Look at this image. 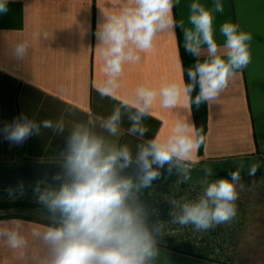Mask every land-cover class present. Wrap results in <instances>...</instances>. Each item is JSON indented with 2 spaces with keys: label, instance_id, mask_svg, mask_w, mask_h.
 <instances>
[{
  "label": "clouds",
  "instance_id": "obj_1",
  "mask_svg": "<svg viewBox=\"0 0 264 264\" xmlns=\"http://www.w3.org/2000/svg\"><path fill=\"white\" fill-rule=\"evenodd\" d=\"M180 2L122 0L118 10L102 9L95 36L105 78L97 91L101 98L118 100L110 115L66 127L63 119L37 122L22 113L0 128L12 145H22L42 129L65 140L57 166L49 171L52 166L41 161L43 175L33 186L35 201L46 210L49 221L43 230L31 233L46 250L41 264H156L164 223L150 219L153 210L142 194L161 179L162 170L174 173L178 184L189 183L206 136L203 128L187 117L177 119L166 138L144 139L149 131L144 120L157 103L169 110L183 105L189 113L192 105L210 104L251 61L248 42L253 37L238 23L223 22L219 26L222 42L217 39L215 14L223 13L222 0H214L211 7L192 0L187 26L174 13ZM8 3L0 0V14L7 13ZM178 27L184 51L195 58L186 69L187 82L183 62L178 59V81H166L159 87L141 84L131 98L119 99L124 65L141 62L142 54L153 48L159 34L175 37ZM41 36L47 38V31L35 33L33 39ZM30 46L28 40L17 42L15 57L23 60ZM125 117L130 123L128 135L139 140L135 145L120 142ZM260 167V162L250 164L248 175L255 176ZM244 168L241 162L229 172L230 178L210 179L214 170L205 165L200 194L171 200L170 223L192 226L198 232L230 223L237 215L235 202L238 189L243 188ZM22 187V183L18 185ZM0 243L13 252L29 246L19 226L8 221H0Z\"/></svg>",
  "mask_w": 264,
  "mask_h": 264
},
{
  "label": "crops",
  "instance_id": "obj_2",
  "mask_svg": "<svg viewBox=\"0 0 264 264\" xmlns=\"http://www.w3.org/2000/svg\"><path fill=\"white\" fill-rule=\"evenodd\" d=\"M122 0H9L8 11L0 14V128L20 114L54 121L63 119L66 127L107 117L118 100L101 98L97 89L104 80L95 36L102 22V9L118 10ZM181 0L174 9L176 18L187 26L188 6ZM223 13L215 14L217 39L219 26L225 21L238 23L251 33V61L237 72L217 100L206 105V141L194 165H222L264 159V0H222ZM211 7L214 0H201ZM47 31V38L33 39L35 33ZM31 44L27 56L14 55L17 42ZM183 46L181 29L176 36L159 34L153 48L142 54L139 63H126L120 78L119 99L131 98L141 84L159 87L166 81H178L180 59L178 45ZM195 58L193 57V63ZM185 78V77H184ZM194 122L192 109L183 105L163 109L155 104L144 123L149 128L144 139L159 135L166 138L177 119ZM130 123L125 117L120 142L133 145L137 137L129 136ZM65 147L63 136L42 129L22 145H12L0 134V167L56 163ZM233 171V170H230ZM248 171V170H242ZM241 175H248L242 173ZM264 177V169L255 176ZM249 176V175H248ZM253 177V176H251ZM237 215L228 224L218 225L225 240V263L191 257L159 247L156 264H264V182L243 183L238 189ZM28 210H0V221L19 226L29 241L27 249L10 251L0 243V264H41L46 250L31 236L47 224L29 216Z\"/></svg>",
  "mask_w": 264,
  "mask_h": 264
},
{
  "label": "built area",
  "instance_id": "obj_3",
  "mask_svg": "<svg viewBox=\"0 0 264 264\" xmlns=\"http://www.w3.org/2000/svg\"><path fill=\"white\" fill-rule=\"evenodd\" d=\"M14 188L10 190L0 187V206L26 205L41 207L34 198L33 188ZM201 189L192 184H178L176 180H164L159 185H154L144 193L146 204L153 210L151 220L164 223L163 236L160 238L159 247L174 249L179 253L208 261L225 263V240L216 226L206 232H198L192 226L180 227L170 223L172 217L170 204L172 199L186 197L193 199L198 196ZM22 193V194H21Z\"/></svg>",
  "mask_w": 264,
  "mask_h": 264
},
{
  "label": "rangeland",
  "instance_id": "obj_4",
  "mask_svg": "<svg viewBox=\"0 0 264 264\" xmlns=\"http://www.w3.org/2000/svg\"><path fill=\"white\" fill-rule=\"evenodd\" d=\"M255 162H260V164H261L260 169H264V159H261V160L243 161L242 163L245 165V168L243 170H248V166L250 164H252V163H255ZM239 163H241V162L226 163V164H222V165H212V166L207 165V166L211 167L214 170V175L210 179H215V178H220V177L230 178L228 176V173L230 172V170H235ZM204 166L205 165H203L201 167L199 166L198 167L199 169H196V170L193 169L192 170V179H191V181L189 183H187V184H192V185L198 187L199 189H201V191H202V187H201V184H200V180L204 176V173H203ZM225 172L227 173L226 174L227 176L219 175L220 173H225ZM241 177H242V182L245 183V184L246 183H252L253 184V183H256V182H264V177H259L258 178L257 175L253 176V177L248 176V175H241ZM165 179L166 180L168 179V180H176L177 181L178 177L173 173V174L167 175L165 177ZM31 188H33V187H30V188H27V189L32 190ZM145 191H144V193H145ZM29 208H26V210H28L27 212H28L29 216H31V218L36 219V220H42L43 219L45 221V223L49 222L48 219H47L46 210L44 208L36 207V206H29ZM22 209H24V208H22ZM150 218H151V216H150ZM222 240H224V239H222ZM158 247H159V245H158ZM170 250L174 251V249H170ZM212 262H218L219 263V261H212Z\"/></svg>",
  "mask_w": 264,
  "mask_h": 264
},
{
  "label": "water",
  "instance_id": "obj_5",
  "mask_svg": "<svg viewBox=\"0 0 264 264\" xmlns=\"http://www.w3.org/2000/svg\"><path fill=\"white\" fill-rule=\"evenodd\" d=\"M39 164L40 162L22 166L0 167V187L10 190L18 188V185L21 183L23 186L35 183V181L43 175L44 171V169L39 167ZM45 164L52 166L48 169L49 171H52L53 168L57 166L56 163ZM167 175H169V173L162 170L161 179L155 181L152 186L161 184Z\"/></svg>",
  "mask_w": 264,
  "mask_h": 264
},
{
  "label": "trees",
  "instance_id": "obj_6",
  "mask_svg": "<svg viewBox=\"0 0 264 264\" xmlns=\"http://www.w3.org/2000/svg\"><path fill=\"white\" fill-rule=\"evenodd\" d=\"M178 51H179L180 59L183 62V66L185 68V81L187 82L188 77H187L186 69L193 64V57L189 53H186L184 51V48H183V46L180 43L178 45ZM193 96H195V93H193ZM191 109H192V114H193V120H194V123H195L196 127L197 128H203L204 134H205V132H206V116H207L205 103H202L199 106V108H197L195 105H192ZM201 148H202V146L198 150V153H201ZM198 167L199 166L193 165V169L194 170L199 169ZM241 172L248 174V171H241ZM226 174L227 173L225 172V173H220L219 175L227 176ZM228 176H229V173H228ZM33 186H34V183L26 185L24 187L30 188V187H33ZM141 198L146 203L144 192H143ZM14 208H24V209H26V208H29V206H26V205H2V206H0V210H10V209H14Z\"/></svg>",
  "mask_w": 264,
  "mask_h": 264
}]
</instances>
